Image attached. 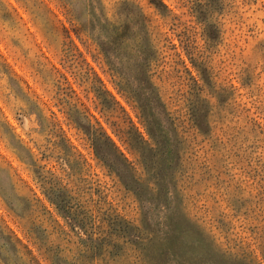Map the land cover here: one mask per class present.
Wrapping results in <instances>:
<instances>
[{"label":"clouds","instance_id":"1","mask_svg":"<svg viewBox=\"0 0 264 264\" xmlns=\"http://www.w3.org/2000/svg\"><path fill=\"white\" fill-rule=\"evenodd\" d=\"M16 3L26 19L13 11ZM6 12L12 18L0 29V50L23 65L42 95L5 59L0 264H128L129 256L136 264H264V218L244 241L241 213L222 214V205L250 193L233 180L214 190L212 174L192 161L193 145L213 141L219 123L225 176L247 167L264 177V0H0V15ZM241 33L245 48L236 47ZM81 48L144 135L89 74ZM45 50L96 96L113 132L131 145L135 166L76 114L89 132L86 149L109 146L97 152V167L113 190H126V204L94 194L73 150L57 151L62 133L43 97L69 129L75 123L69 86ZM210 221L214 227H206Z\"/></svg>","mask_w":264,"mask_h":264},{"label":"rangeland","instance_id":"2","mask_svg":"<svg viewBox=\"0 0 264 264\" xmlns=\"http://www.w3.org/2000/svg\"><path fill=\"white\" fill-rule=\"evenodd\" d=\"M15 3V0H14ZM13 11H15L21 17L27 18L25 15V10L22 8L19 3H16ZM12 18V12H6L3 15H0V29L6 28ZM246 34L241 33L239 38V43L236 47L245 48L248 41L244 38ZM235 39V38H234ZM81 54L84 55L85 61L88 67L91 69L90 75L94 74V78L99 81H102L104 87L107 91L111 93L115 101L118 102L120 108L125 110V112L131 117L136 126L140 131L145 133V129L140 126V123L137 119L136 113L126 104L121 96L116 92L113 84L110 82L109 78L101 71L91 59L84 53V50L81 48ZM45 55L48 56L52 63L55 65L56 69L60 71L63 79L66 81L68 88L65 89V92L68 97V105L72 118L74 120L75 126L69 129L68 125L65 124L64 115L61 113L60 109L54 105H51L47 96H44L46 103H49L51 112L50 115L54 116L56 122L62 133L60 140L57 141L58 148L57 151H62L63 149L73 150V155L76 157L74 163L79 166V174L89 175L91 180L89 181L90 189L99 196L104 194L107 199L108 196L113 197L115 200H118L121 205L127 203V194L124 189L113 190L111 185V179L108 175L105 174L103 168L97 167L96 153L92 146H89L86 149L82 145V141L89 136L86 133L85 126H81L78 121L77 113L80 116H84L89 120V123L93 129L97 132H101V129L107 133V135L115 142L120 151L125 154L128 160L133 163L135 166V156L121 141L106 122L102 112L104 111L102 107L96 102V96L88 91L85 94V91H82L81 87L74 81L73 76L68 72H65L61 69L59 63L52 59L51 55L45 50ZM6 59V66L14 70V74L17 78L23 79L26 85L30 88L35 89L38 95H42L40 89L33 84L32 79L28 75V71L21 64L13 59L8 52L0 50V66H5L4 61ZM70 89V90H69ZM111 115V113H108ZM128 118V116H127ZM11 121V117H9ZM124 126L122 125V128ZM179 127V125H178ZM126 130V129H125ZM181 135L184 134L185 129L180 128ZM225 132L221 125L218 123L214 130V139L209 143H204L203 147L199 144H194L193 147L196 150L197 154H194L192 161L194 166L199 167L201 171L207 169V173H211L213 178L216 180V184L213 185L214 190H219V187H222L224 184H228L230 180L236 181L237 186H243V191H248L250 193L249 197L244 199H233L230 205L223 206L224 213L223 215H233L239 211L241 213L242 219L236 222L237 227H242L244 230L239 232V235L243 238L244 241L250 237V234L259 227V223L262 218H264V177H261L256 170L249 171L247 167H240L236 172V175L228 173L225 176V173L221 171L222 168H226L227 165L223 163L225 156L221 155V145L224 142ZM226 155V154H225ZM44 159V157H41ZM220 161V163H217ZM246 163V161H245ZM240 164V161L237 160V165ZM222 176H225L224 179H221ZM231 186V185H230ZM235 190V189H234ZM219 203V201H217ZM130 212H135L134 208H129ZM231 224V221H229ZM206 227H214L211 221L206 224ZM231 230V228L229 229ZM128 264H136L134 256H129Z\"/></svg>","mask_w":264,"mask_h":264},{"label":"trees","instance_id":"3","mask_svg":"<svg viewBox=\"0 0 264 264\" xmlns=\"http://www.w3.org/2000/svg\"><path fill=\"white\" fill-rule=\"evenodd\" d=\"M99 82L103 85V89L104 90H106L105 89V87H104V84H103V82L102 81H100V79H99ZM106 92L113 98V100L115 101V99H114V97L111 95V93L109 92V91H107L106 90ZM116 102V101H115ZM117 104H118V102H116ZM124 111V113H126L125 112V110H123ZM127 114V113H126ZM127 116H128V120L131 122V124L132 125H134V126H136V124L133 122V120L131 119V117H129V115L127 114ZM136 128L139 130V132L141 133V135H143V133L140 131V129L136 126ZM102 130V129H101ZM86 133H87V135L89 136V132L88 131H86ZM102 134L104 135V136H106L110 141H111V146L112 147H114V149L116 150V152L119 154V155H122L127 161H128V163L130 164V165H133V163H131L129 160H128V158L125 156V154L123 153V152H121L120 151V149H119V147H117V145L115 144V142L107 135V133L106 132H104L103 130H102ZM121 139V138H120ZM122 141V140H121ZM126 142H127V138H125V142H123L124 143V145L126 144ZM109 146L108 145H106V144H97L95 147H93L94 148V150H95V153H96V155H97V152L99 151V152H103L104 150H106L107 148H108ZM131 147V145L129 144L128 145V149Z\"/></svg>","mask_w":264,"mask_h":264}]
</instances>
